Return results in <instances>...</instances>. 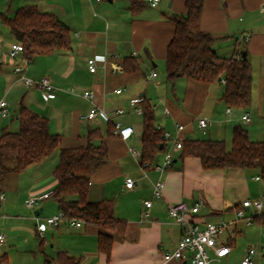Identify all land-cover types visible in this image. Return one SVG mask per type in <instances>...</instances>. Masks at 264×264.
Returning <instances> with one entry per match:
<instances>
[{"label": "crops", "instance_id": "crops-1", "mask_svg": "<svg viewBox=\"0 0 264 264\" xmlns=\"http://www.w3.org/2000/svg\"><path fill=\"white\" fill-rule=\"evenodd\" d=\"M133 1L141 4L144 2V0H0V14L13 17L19 8L34 5L41 12L55 15L71 30L73 38L70 51L36 57L30 60L27 67L29 78L35 81L44 77L51 79L56 88V97L48 102L42 99L38 88H27L20 76L14 72L12 63L4 58L0 72V102L2 100L7 102L12 114L10 118L14 117L15 110L16 116L18 115L21 103L38 115L46 117L49 120L50 132L52 133L51 130L54 128L52 134L58 135L61 139L60 149L83 143L89 128H95L92 124L99 128L101 120L88 122L83 119L94 105L107 111L112 119L111 124L134 128V134L129 140L118 137L108 140V163L91 177L90 200L94 202L112 200L116 218L127 224L125 236L113 234L114 245L109 259L98 249V237L102 230L92 225L75 228L63 220L58 227H49L43 239L38 236V222L60 212L58 204L52 198L44 201L32 212L27 219L29 222L25 216L20 215L10 222L11 230L16 232L17 245L23 244V241L18 240L25 235L38 239V247L39 249L43 247L41 251L46 264H58L57 256L60 252L75 258L78 264H190L188 259L182 262L164 261V255L173 252L182 237L181 226L173 223L168 216L169 205L181 201L200 203V213L192 216L194 219L202 223L231 222L236 219V209L245 200L256 199L264 194V181L256 180L258 177L261 178L260 171L250 176L247 172L251 169L205 171L198 159L183 160L178 153L174 154L173 166L165 176V192L162 199L153 198V184L161 180L156 169L152 174H147L145 177L147 181H143L141 191L135 189L138 188L136 181L134 189L126 188V179L132 178L125 176L121 162L129 157L134 158L130 149L139 148L141 151L143 134L142 115L135 112L136 106L131 104L133 99L144 98L152 106L157 107L155 116L159 127L174 132L175 122L187 126L185 137L191 138L196 134V130H199L198 118L206 119L208 122L206 134L218 139L217 141H224L219 140L223 137L227 140V135L241 123L247 125L249 122H244L242 118L247 115L250 119L249 109L253 105L252 94L249 108H228L222 100L224 84L221 81L206 85L180 78L172 85L174 100L163 95L162 82H157L159 75L156 69L162 65V70L165 68L166 72V51L174 35L171 17L185 14L187 0H169V5L168 0H160L157 7L143 3L145 7L136 13L131 9ZM203 2L201 28L217 39L214 45L218 47L214 48L215 51L219 56L228 59L234 56L236 43L242 44L245 47L244 51L248 53L253 82L257 74L263 83L264 22L261 16H264V0H203ZM14 42L8 27L0 21V50L7 52ZM129 57L139 59L141 72L133 75L123 72V63ZM90 59L98 63L106 62V69L98 68L95 73H91L88 69ZM52 62L55 63L54 67ZM59 64L61 67L58 70L56 66ZM115 66L121 69L115 71ZM154 72L157 77L152 80L150 76ZM72 88H75L78 95L68 93ZM86 90L94 93L93 102L80 96ZM117 90L122 92L117 94ZM127 107L129 113L125 110ZM165 108L170 111V117H165ZM117 110H124V114H117ZM130 116H138L141 120L139 123H130L128 120ZM10 118L3 119L0 116V135L4 129H8L5 120ZM121 118L126 119L122 121ZM106 124L108 128V123ZM224 127L222 136L221 130ZM64 130L67 135H63ZM51 157L16 174L17 214L23 213V207L29 210L26 201L31 196L54 190L56 185L54 171L59 157L58 161L50 163L48 161ZM163 161L164 153H161L154 166L149 169H154ZM113 178H116L117 189L121 193L117 197L121 199V205L109 199L112 194L117 196V191L111 188ZM254 182L258 184L262 182V186L259 187ZM1 194L4 195L3 191H0ZM146 201H152L153 205L149 210V216L142 221L141 215L147 210L144 204ZM5 204L7 209L10 204L12 205L6 197L5 201L0 202V205ZM246 213L251 214L249 211ZM6 217L2 216V221H6ZM32 222H35V227ZM237 230L238 235L232 242L234 248L231 254L213 264H242L247 250L251 247L259 248L264 241V216L251 226L238 224ZM254 264H264V254L257 255Z\"/></svg>", "mask_w": 264, "mask_h": 264}, {"label": "trees", "instance_id": "trees-1", "mask_svg": "<svg viewBox=\"0 0 264 264\" xmlns=\"http://www.w3.org/2000/svg\"><path fill=\"white\" fill-rule=\"evenodd\" d=\"M143 3L133 1L132 11L139 12L145 7ZM185 9V14L171 17L174 35L166 51L168 81L172 85L180 78L206 85L225 81L222 96L225 105L230 109L249 108L253 94V72L245 47L237 42L233 57L227 59L219 56L214 49L217 39L201 28L203 0H187ZM0 21L8 27L14 41L24 46V55L29 60L72 49L71 30L55 15L41 12L34 5L19 8L13 17L0 14ZM2 67L0 63V72ZM141 70L138 58L125 59L124 73L133 75ZM140 107L143 134L139 165L149 169L158 155L166 150L164 129L156 124V116L148 100L143 98ZM17 120V132L4 129L0 135V185L11 173H22L30 166L42 163L60 148L61 139L50 132L46 117L21 103ZM115 137L118 136L114 134V124L108 123L105 135L100 128H89L83 143L61 148L54 171L56 185L52 196L64 213L65 221L77 219L102 230L98 237V249L108 259L114 245L113 234L125 236L127 224L116 218L112 200L94 202L89 194L91 177L108 163V140ZM7 153H12L14 167L5 165ZM178 154L183 160L198 159L205 171L258 169L264 181V139L252 141L248 130L242 126L233 129L231 149L227 148L225 141L185 137L183 149ZM146 164L150 166L145 167ZM57 259L58 264H78L75 258L64 252H60ZM9 261L8 254L0 253V264H9Z\"/></svg>", "mask_w": 264, "mask_h": 264}, {"label": "built area", "instance_id": "built-area-1", "mask_svg": "<svg viewBox=\"0 0 264 264\" xmlns=\"http://www.w3.org/2000/svg\"><path fill=\"white\" fill-rule=\"evenodd\" d=\"M146 4L151 7H157L160 0H144ZM24 46L20 42H14L7 52L0 50V63L6 58L10 61L14 67V72L20 76L21 81L27 88H38L41 92L42 99L46 102L56 97V88L52 81L48 77H44L39 81H35L27 76V67L30 64V60L24 55ZM107 63H98L94 59L88 60V69L91 73H95L98 68L106 69ZM118 66L114 67V70H120ZM157 74L154 72L150 79L154 80ZM225 84V81H222ZM122 90H117L116 93L120 94ZM71 95H78L75 88H72L68 92ZM80 96L89 101H94V93L86 90L83 91ZM142 98H135L131 101L133 106H136L135 112L138 115H142V108L139 106L142 103ZM152 110L155 113L157 111L156 106H152ZM117 114L123 115L124 110H117ZM165 117H170V111L164 109ZM0 116L3 119L10 118L11 112L6 101L0 102ZM86 121H98L101 120L106 123H111L112 119L106 110L93 106L88 113L83 117ZM244 122H250L247 115L243 116ZM197 125L200 132L207 133L208 122L206 119L198 118ZM164 129V128H163ZM174 132L164 129V140L166 150L164 152V161L161 165L155 166V169L161 173L170 169L173 166L174 154L179 153L183 149L185 132L187 126L184 124L175 122ZM114 134L120 137L122 140H129L134 134V128L132 126H121L120 124H114ZM130 153L134 159L139 163L142 153L140 150L130 149ZM150 166L146 164L145 167ZM151 165L150 167H153ZM149 167V168H150ZM147 170V168H142ZM145 177H147L146 171H144ZM256 180H261L260 177ZM125 186L128 189H134L136 184L133 179H126ZM165 188L164 183L159 180L153 184V198L162 199L163 190ZM54 190L47 191L38 195L31 196L26 201V207L29 210H35L42 202L52 198ZM5 201L3 194L0 195V202ZM145 206L147 210L142 213L141 220L144 221L150 214V208L152 207V201H146ZM201 210L200 203H194L191 201H181L168 207V216L173 223L181 226L182 237L178 242L177 247L171 253L164 255V261H178L182 262L188 259L190 264H213V262H219L220 260L228 257L233 251V240L238 235L237 226L240 223H244L247 226L254 224L257 218L264 216V194L256 199L245 200L242 205L236 209V219L231 222H208L202 223L192 216L198 215ZM246 211L251 212L247 214ZM190 217V218H189ZM64 220V213L59 212L56 216L47 218L38 222L37 234L40 238H44L45 232L49 227H58ZM68 223L75 228H81L85 224L84 222L73 219ZM5 242V236L0 235V246ZM264 254V241L259 248L251 247L245 253L241 263L242 264H254V258L257 255Z\"/></svg>", "mask_w": 264, "mask_h": 264}, {"label": "rangeland", "instance_id": "rangeland-1", "mask_svg": "<svg viewBox=\"0 0 264 264\" xmlns=\"http://www.w3.org/2000/svg\"><path fill=\"white\" fill-rule=\"evenodd\" d=\"M169 4H170V1L168 0V5ZM261 19L264 22V16H261ZM217 47L218 46L216 45L214 48H217ZM142 57H144V56H142ZM55 58H57V57H55ZM52 66L54 67L55 63L52 62ZM161 66H158V68L156 69V72L159 75L157 82H162L161 93L163 95L167 96V98H169L170 100H174L173 94H172V92H173L172 84L167 79L165 68L162 70ZM60 67H61L60 64L56 66V68H58V70L60 69ZM261 84H263L262 85L263 90L261 88ZM165 85H167V87ZM153 87H154V85H153ZM261 100L263 101L262 103H261ZM125 110L128 111V113L130 112L128 107ZM157 116L159 117L160 115L157 114ZM249 117L251 119V122L247 123V125L244 123H241L240 126H242L248 130L249 137L252 141H255V142L262 141L264 139V136H263L264 133H262V131H264V81H263V83H261L260 76H257V74L255 75V81L253 82V105L249 109ZM125 119L121 118L120 120L123 121ZM128 120L130 123H136V122L139 123L141 118H139L138 116H130L128 118ZM90 122H92V121H90ZM5 125L8 126V129L11 132H17L19 130V122L17 120L16 110H15L14 117L5 120ZM220 126H222V125H220ZM92 127L96 128L97 126H96V124H92ZM99 128L102 130V133H106L107 132L106 122L102 121ZM224 129H225V127L223 128V130H221L219 128V130H221V132H222V136H223ZM51 131H52V133H54V131H55L54 128H52ZM66 133L67 132L64 130L63 135H65ZM85 133H86V128L84 127L83 135H85ZM232 134H233V132L231 131V133L229 135H227V137H228L227 140L224 137L219 138V140L223 139L226 142L228 149H231ZM191 138L192 139H200V140H207V139L218 140V139L214 138L213 136L210 137L207 134H203L199 130H196V134L191 136ZM59 150H60V148L52 155L51 159L48 162L52 163V162H54V160L58 161ZM137 150H139V148ZM7 154L8 155L6 156V159H5V165L7 167H14L15 162H14L12 153L11 154L7 153ZM121 164H122L125 176H130L134 181H136L138 188L136 187L135 189H137L139 191H141L143 181L144 180L147 181V178H145V175H144V171H146L148 175H150L156 171L155 168L143 170L140 167L139 163L132 157L125 159L123 162H121ZM169 171H170V169L164 171L163 173L157 171L158 174L160 175V179L162 180L164 185H165V176ZM258 172H259L258 169H251L247 172V174L249 176L251 174L256 175ZM17 178H18V175H16V173H11L7 177L5 182L0 185V191L1 192L3 191V193L6 197V200L7 201L9 200L10 203H12V205L11 204L9 205L8 209L6 208V204L0 205V235H4L6 237V242L0 246V252L2 254H4V253L8 254V256L10 258V264H46V260H45L44 255H43V251H41L43 249V247L39 249V247H38L39 241L37 238H35V236L28 237L27 235H25V236H23V238H19V240H18V242L23 241V244L17 245V243H16V232H13L11 230L10 222H12L13 219H16V217H18L20 215V216H25L26 221L29 222L27 219H28V217H30L32 215V212H34V210H26L23 207V209H22L23 213L22 212L19 214L16 213V182H17L16 180H17ZM254 183H256L257 186H259V187L262 186V182L259 184L257 182H254ZM111 185H112L111 188H113V191H117V196H113L115 194H112L111 196H109L110 197L109 199H113L117 205H121V199L117 198V197H119V195L121 193L118 192V189H117L118 183H117L116 178H113V180L111 181ZM164 192H165V189L163 190V194H164ZM51 202H53V200H51ZM4 215L7 216L5 218V219H7L6 221H2V216H4ZM32 225H33V227H35V222H32Z\"/></svg>", "mask_w": 264, "mask_h": 264}, {"label": "water", "instance_id": "water-1", "mask_svg": "<svg viewBox=\"0 0 264 264\" xmlns=\"http://www.w3.org/2000/svg\"><path fill=\"white\" fill-rule=\"evenodd\" d=\"M244 59H246V52L243 53ZM161 149H163V146H161Z\"/></svg>", "mask_w": 264, "mask_h": 264}]
</instances>
